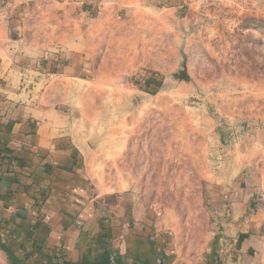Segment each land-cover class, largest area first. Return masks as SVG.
<instances>
[{"label": "rangeland", "instance_id": "374dc122", "mask_svg": "<svg viewBox=\"0 0 264 264\" xmlns=\"http://www.w3.org/2000/svg\"><path fill=\"white\" fill-rule=\"evenodd\" d=\"M68 3L96 221L82 243L101 253L39 264H220L237 235L264 264V0Z\"/></svg>", "mask_w": 264, "mask_h": 264}, {"label": "crops", "instance_id": "0c3cea01", "mask_svg": "<svg viewBox=\"0 0 264 264\" xmlns=\"http://www.w3.org/2000/svg\"><path fill=\"white\" fill-rule=\"evenodd\" d=\"M66 4L0 0V247L22 261L32 253L29 264L56 252L95 263L101 253L82 243V232L96 233L88 229L96 221L83 169L85 127L71 93L84 81V38ZM231 242L220 264H246L241 236ZM5 258L0 250V264Z\"/></svg>", "mask_w": 264, "mask_h": 264}, {"label": "trees", "instance_id": "16d2710c", "mask_svg": "<svg viewBox=\"0 0 264 264\" xmlns=\"http://www.w3.org/2000/svg\"><path fill=\"white\" fill-rule=\"evenodd\" d=\"M150 77V76H149ZM150 79V78H149ZM149 82V81H148Z\"/></svg>", "mask_w": 264, "mask_h": 264}]
</instances>
